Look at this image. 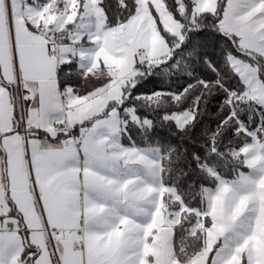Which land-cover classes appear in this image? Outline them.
<instances>
[{
	"label": "snow or ice",
	"instance_id": "obj_1",
	"mask_svg": "<svg viewBox=\"0 0 264 264\" xmlns=\"http://www.w3.org/2000/svg\"><path fill=\"white\" fill-rule=\"evenodd\" d=\"M205 4L0 0V264H257L264 0Z\"/></svg>",
	"mask_w": 264,
	"mask_h": 264
},
{
	"label": "crops",
	"instance_id": "obj_2",
	"mask_svg": "<svg viewBox=\"0 0 264 264\" xmlns=\"http://www.w3.org/2000/svg\"><path fill=\"white\" fill-rule=\"evenodd\" d=\"M159 3V0H157ZM162 7V5H160ZM73 16L75 15V11H73ZM41 18L43 17V14H41ZM55 19L54 15H50L46 18V23H51ZM170 21V18H168ZM68 21H65L67 23ZM63 27V25H61ZM156 37L153 36L152 42L153 44L156 43ZM97 56H103L106 63L112 64H120L123 61V58H115L107 51H101L97 54ZM95 66V64H94ZM260 159H264V157L260 156L259 153H257L256 156L252 158L253 162L258 161ZM256 190L254 192H250L240 198L239 203L236 205V208L233 211L232 219H235L236 216L240 214L244 210V208L247 206L250 199H260L261 201H264V176H261L260 179L256 182L255 186ZM222 207H223V196L219 197L217 200V215H222ZM159 214V208L157 209V213L154 214V219L158 218ZM216 232L222 233L224 231V225L223 224H216L214 225ZM163 232V230H161ZM147 235V232L145 233ZM215 233H213L212 238L214 239ZM264 214H262L260 217H257L256 220V231H254L253 235L249 237L247 240H245L244 244L241 245V249L247 246L248 240L253 241V249L255 250L257 259V264H264ZM116 238L119 239V233L116 234ZM154 244L158 245L154 247L153 245H145L144 247V255L141 261V264H147L146 257L148 255H156L157 258L163 262L166 259V255L170 251L165 245V239L163 235H158L155 240ZM234 264H239V256L233 257Z\"/></svg>",
	"mask_w": 264,
	"mask_h": 264
},
{
	"label": "rangeland",
	"instance_id": "obj_3",
	"mask_svg": "<svg viewBox=\"0 0 264 264\" xmlns=\"http://www.w3.org/2000/svg\"><path fill=\"white\" fill-rule=\"evenodd\" d=\"M205 6H208V0H206V4H205Z\"/></svg>",
	"mask_w": 264,
	"mask_h": 264
}]
</instances>
